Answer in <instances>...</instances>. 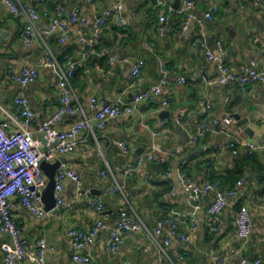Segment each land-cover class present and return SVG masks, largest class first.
Instances as JSON below:
<instances>
[{
  "label": "crops",
  "instance_id": "crops-1",
  "mask_svg": "<svg viewBox=\"0 0 264 264\" xmlns=\"http://www.w3.org/2000/svg\"><path fill=\"white\" fill-rule=\"evenodd\" d=\"M18 1L35 6L41 18L36 25L37 39L31 45L24 44L20 37L28 18L23 14L12 15L5 0H0V120L8 124V129L13 128L8 113L15 112V99L20 95L30 100L37 123L57 111L58 77L53 68L44 66L49 56L63 67L75 62L77 69L82 68L71 82L73 102L81 110L75 115H63L59 129H68L74 122L93 115L96 108L91 103L92 98L106 103L132 102L137 94L159 84L163 66L169 71L168 83L161 95L135 105L130 114L110 119L101 130L87 128L73 153L59 155L49 163L65 161L81 176L85 191L82 198L76 197L74 183L66 181L65 206L52 210L42 220L16 202L13 217L28 242V250H33L36 241L44 238L48 245L46 264H80L73 260L66 230L87 231L102 218L107 227L95 240L91 249L93 260L89 264H160L163 257L153 239L156 221L166 217L173 208L181 213L190 210L188 191L179 177V172H183L197 185L219 180L223 187L232 188L238 179L246 177V181L222 212L218 231H212L208 213L216 190L203 198L201 208L193 217L180 219L179 231L190 238L188 241L173 239L169 255L184 253L183 264H217L222 257H226L225 264H242L243 259L248 264L257 259L264 264V209L256 210L264 203V148L250 155L247 147L250 142L264 140V84H253L243 93L235 83H216L219 62L207 59L195 44L199 21L214 5L219 6L220 12L206 22L210 36L208 46L219 55L216 42L223 40L226 50L221 61L241 68L258 57L253 39L264 41V10L255 7L254 0H196L193 18L182 33L180 9L185 0L172 1L164 13V23L160 22L162 10L155 0ZM120 3L126 28L120 29L113 21L108 23L102 30L98 53L88 59L83 58L84 46L75 37L61 43L59 33H44L57 4L86 16L89 24L84 34L89 36L94 21ZM139 59L145 61L144 79L141 85L132 86L131 68ZM33 66L38 67L39 78L23 86L17 77L22 69ZM181 78H186V83H179ZM166 96L170 100L164 107ZM207 97L213 107L205 114ZM166 112L169 115L163 114ZM232 115L249 118V121L242 125ZM225 117L233 118L228 133L217 131L215 125V120ZM247 128L253 131V136L246 132ZM201 130L203 135L198 136ZM42 136L37 135V138L45 148L46 139ZM195 137L197 140L192 143ZM119 141L128 144V153L122 151ZM154 145L168 154L167 160L157 158L132 174L123 173L136 157L148 153ZM139 150L141 155L137 154ZM115 185H119L123 193L108 191ZM90 197L102 201V214L89 205ZM242 206L250 208L254 221L247 241L237 235L236 219ZM121 209L135 213L146 228L127 236L119 250L112 254L107 241L118 224ZM170 232L171 226L166 224L158 240L169 237ZM9 241V235L0 233V264L4 258L1 245ZM236 250L238 253L233 254Z\"/></svg>",
  "mask_w": 264,
  "mask_h": 264
},
{
  "label": "built area",
  "instance_id": "built-area-1",
  "mask_svg": "<svg viewBox=\"0 0 264 264\" xmlns=\"http://www.w3.org/2000/svg\"><path fill=\"white\" fill-rule=\"evenodd\" d=\"M44 1V0H43ZM162 10L160 22L166 21L165 11L170 8L173 0H155ZM10 12L14 16L21 14L28 18V24L24 27L20 40L27 45H31L37 39L36 25L41 18V14L35 6L25 4L22 5L18 0H5ZM253 5L264 10V0H254ZM196 6V0H185L180 13L183 16L181 30L182 33L188 28L193 18V11ZM123 5L117 4L108 9L104 14L94 21L93 32L86 36L84 29L89 20L78 10L68 11L63 4H57L50 18L49 26L44 33L50 35L59 33V41L61 43L75 39L84 46L83 58L88 59L96 55L100 37L103 28L110 22H114L117 27L124 30L126 28L123 18ZM220 12V8L214 5L204 14V18L199 21L197 31L196 46L205 57L211 61L219 62V76L216 79L218 84L235 83L243 93H247L249 87L256 83L264 84V41L258 38L253 39V44L257 47L258 57L253 58L250 62L237 68L227 65L221 61L220 57L226 50L223 40H217L216 46L219 55H216L208 46L209 34L206 28V22L211 21L215 15ZM160 32L163 31L161 27ZM103 53V51H101ZM44 66L51 67L58 77V89L60 93L59 106L57 111L48 119L37 123L36 115L30 100L20 95L15 99V112L8 113V121L12 129H8V124L0 120V233L9 235L10 241L4 242L1 249L4 258L1 264H46L45 255L48 248L44 238L36 241L33 250H28V242L22 236V231L15 218L13 210L17 206V201L21 207L28 210L36 218L42 220L52 211L46 210V204L43 198V192L47 187L48 179L41 167L43 161L48 163L54 162L59 155H68L75 151L79 143V137L87 128H95L101 130L107 122L115 117L130 114L135 105L144 101L153 100L156 96L162 94V88L168 83L169 71L166 66L161 69L160 81L154 86L135 96L132 102H124L118 100L115 103H106L96 98L91 99L93 107L96 111L91 116H85L83 119L74 122L68 129H59L58 125L65 114L75 115L81 108L77 107L73 102L72 79L77 70V63L70 62L66 67L49 56L45 59ZM145 66L143 59L137 60L131 68L132 86L141 85L144 77L142 69ZM39 78L38 67H27L22 69L17 80L27 86L34 83ZM186 78L179 79V83H186ZM170 97L163 98V106L169 105ZM212 100L207 97L205 101L204 113L207 114L212 109ZM217 131L228 133L233 125V118L225 117L221 120H215ZM204 128V125L201 126ZM37 135H44L46 146L38 140ZM203 131H199L198 136H202ZM197 137L191 140L195 143ZM124 153L129 152V146L125 141L118 142ZM248 152L253 155L260 148H264V140L250 142L247 145ZM157 158L167 160L168 154L160 151L155 145L151 151L136 159L128 165L123 171L124 174H132L138 168L144 166L146 162L153 161ZM171 174V171L168 173ZM104 175V173H103ZM186 190L188 191L187 204L190 210L181 213L176 209H171L169 214L156 221L153 231V239L158 245V253L163 257L160 264H183L185 262V254H177L171 256L168 248L173 239L180 241H188L189 236L179 231L178 221L186 216L193 217L201 208L203 198L211 191L216 190V195L208 207L210 216V226L212 231H218V224L221 219L222 212L229 205L239 187H241L246 177H242L235 182L234 187L225 188L221 181H208L203 185H197L193 179L183 172H179ZM72 181L75 185V193L77 198L85 195L84 182L81 176L72 169L65 161H60V165L55 174V199L56 206L53 210H60L65 206L64 188L66 181ZM108 191L110 193H123L119 185L111 186ZM174 194V193H173ZM89 205L94 208L98 214L104 211V204L97 197L88 198ZM264 209V203L259 204L256 210ZM166 224L171 226L170 236L158 240L162 234ZM237 235L247 241L254 228V221L251 216L250 208L242 206L236 219ZM107 227L102 218L97 219L94 226L87 230H79L68 228L66 236L71 241L73 260L80 264H89L93 260L91 249L95 244V240L99 233ZM146 228L144 222L133 212L128 209L119 211V220L114 227L107 241V248L110 253H116L124 239L130 234ZM87 251V252H85ZM238 251H233L237 254ZM226 257L219 259L217 264H225ZM127 264H135L129 262ZM242 264H248L246 259L242 260ZM253 264H261L260 260H255Z\"/></svg>",
  "mask_w": 264,
  "mask_h": 264
},
{
  "label": "water",
  "instance_id": "water-1",
  "mask_svg": "<svg viewBox=\"0 0 264 264\" xmlns=\"http://www.w3.org/2000/svg\"><path fill=\"white\" fill-rule=\"evenodd\" d=\"M163 114L169 115V113H167V112L163 113ZM232 117H234L236 120H238V122L242 125H246L249 121V118L243 119V118H241L240 115H232ZM246 132L249 133L250 136L254 135L253 131L250 128H247ZM42 137L45 138L44 135ZM137 154L141 155L142 152L139 150V151H137ZM59 165H60V161H57L54 164H49L48 162L43 161L41 164L43 171L46 173V175L49 178V182L47 184V187L43 192V198H44V201L46 204V210L47 211H52L56 206L55 191H54V187H55L54 178H55V174H56V171H57Z\"/></svg>",
  "mask_w": 264,
  "mask_h": 264
},
{
  "label": "trees",
  "instance_id": "trees-1",
  "mask_svg": "<svg viewBox=\"0 0 264 264\" xmlns=\"http://www.w3.org/2000/svg\"><path fill=\"white\" fill-rule=\"evenodd\" d=\"M80 72H82V68L77 69L76 72H75V75L80 74ZM236 174H237V173H236Z\"/></svg>",
  "mask_w": 264,
  "mask_h": 264
}]
</instances>
